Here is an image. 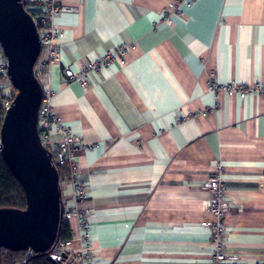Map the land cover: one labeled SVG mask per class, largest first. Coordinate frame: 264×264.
<instances>
[{
	"label": "crops",
	"instance_id": "0c3cea01",
	"mask_svg": "<svg viewBox=\"0 0 264 264\" xmlns=\"http://www.w3.org/2000/svg\"><path fill=\"white\" fill-rule=\"evenodd\" d=\"M55 1L73 9L54 19L64 38L49 88L78 143L92 211L86 264H211L203 184L218 165L228 205L221 264H264V98L208 90L264 85V0ZM118 47L123 66L89 75L85 88L64 79Z\"/></svg>",
	"mask_w": 264,
	"mask_h": 264
},
{
	"label": "water",
	"instance_id": "95a60500",
	"mask_svg": "<svg viewBox=\"0 0 264 264\" xmlns=\"http://www.w3.org/2000/svg\"><path fill=\"white\" fill-rule=\"evenodd\" d=\"M0 49L15 92L0 127V155L25 199L23 210L0 209V253L46 254L58 239L61 189L57 170L41 144L37 128L42 89L34 65L41 46L22 0H0ZM62 257V264H76L67 253Z\"/></svg>",
	"mask_w": 264,
	"mask_h": 264
},
{
	"label": "built area",
	"instance_id": "2783aa9c",
	"mask_svg": "<svg viewBox=\"0 0 264 264\" xmlns=\"http://www.w3.org/2000/svg\"><path fill=\"white\" fill-rule=\"evenodd\" d=\"M191 2L193 0H186ZM24 9L32 18L40 41V55L34 65V75L41 89L42 98L37 117V128L42 146L51 155L52 163L55 168L63 170L59 178L60 188L70 189L72 207L66 209L62 206L61 222L70 224L74 222L75 230L70 231V238L59 240L51 246L47 252V259L53 263L62 264L63 254L67 253L73 258L76 264H86L90 260L89 246L87 244L90 225L88 219L92 214L88 206V196L86 187L78 179V168L74 162V151L78 143L74 140L67 127L61 124L55 116L51 107V90L49 88L50 68L59 62V45L62 43L63 32L54 25V19L62 13H70L72 8L59 5L55 0H22ZM168 9L177 13L174 4L168 5ZM126 49L118 47L107 56L94 60L75 71L64 69L62 74L66 82H75L82 87H87L88 77L101 69L117 63L124 65V54ZM7 63L0 49V108L3 118L9 109L13 96L5 95L4 89L10 86L6 75ZM211 93L223 92L228 97H263L264 85L255 82L249 85L231 84L228 86L216 87L213 84L208 85ZM58 136V142H52L51 137ZM222 167L216 166L213 173L204 182L203 189L210 194V198L205 202L206 211L210 215V221L204 227L211 230L212 256L211 264H221L226 260V254L223 250L224 215L228 211L226 202V190L224 180L221 177ZM78 243L80 249L77 253L70 252L74 243ZM28 256L31 253L27 254ZM20 264V263H15Z\"/></svg>",
	"mask_w": 264,
	"mask_h": 264
},
{
	"label": "trees",
	"instance_id": "16d2710c",
	"mask_svg": "<svg viewBox=\"0 0 264 264\" xmlns=\"http://www.w3.org/2000/svg\"><path fill=\"white\" fill-rule=\"evenodd\" d=\"M10 88V95H14V90ZM2 111L0 108V127L2 124L3 118L1 117ZM58 177L61 178L63 174V170L60 168H56ZM61 189V201L63 206V190ZM8 208V209H18L23 210L25 208V199L23 195V191L21 186L16 181V179L11 174L10 170L4 163L1 155H0V209ZM70 238V229L69 224L61 222L60 229L58 232L59 240H67ZM27 252H8L2 251L0 253V262L1 264H57L52 263L47 259L46 254H31L27 255Z\"/></svg>",
	"mask_w": 264,
	"mask_h": 264
},
{
	"label": "rangeland",
	"instance_id": "374dc122",
	"mask_svg": "<svg viewBox=\"0 0 264 264\" xmlns=\"http://www.w3.org/2000/svg\"><path fill=\"white\" fill-rule=\"evenodd\" d=\"M62 190H63V188H62Z\"/></svg>",
	"mask_w": 264,
	"mask_h": 264
}]
</instances>
